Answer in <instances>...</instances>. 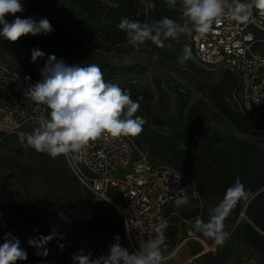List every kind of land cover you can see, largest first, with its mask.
<instances>
[{
    "label": "trees",
    "instance_id": "trees-1",
    "mask_svg": "<svg viewBox=\"0 0 264 264\" xmlns=\"http://www.w3.org/2000/svg\"><path fill=\"white\" fill-rule=\"evenodd\" d=\"M154 2L155 9L146 11L144 4L134 0H21L25 7L22 14L32 15L37 19L46 17L51 24L68 20L73 35L72 43L75 45H86L103 52L121 48L128 53H149L171 63L175 59L174 53L179 52L184 43L191 44L193 49L190 37L182 36L178 43L172 42L174 47L171 49L159 48L149 41L137 52L128 44L126 33L116 27L124 16L140 22L158 21L162 17H168L179 23L180 7H170L161 0ZM113 4L119 6L113 7ZM13 43L22 48L28 45L38 47L45 53L43 57L46 56L47 60L50 55H55L61 57L67 65L87 66L74 60L68 46L42 36H23ZM222 70L223 79L211 88L212 103L239 131L250 132L253 128L245 119L246 114H251L250 110L234 109L225 96L226 88L231 96L237 92L236 77L230 70ZM119 86L130 90L134 101L144 96V86L137 79ZM187 105L188 103L185 104ZM188 111L187 120L192 127L201 125L207 117L204 104L201 103L188 106ZM155 123L163 125L165 121L157 119ZM133 139L135 146L155 145L161 156L168 153L170 166L195 182L197 180L199 188L201 184L216 198H223L225 190L236 177L245 185L248 191L247 203L245 207H235L232 210L235 221L229 230L232 233L231 238L223 247L216 245L215 254L209 252L202 257L229 261L235 253L237 243H243L264 254L263 149L234 135H217L212 142L203 145L196 152L190 147L182 146L187 143L184 133H178L177 136L158 134L148 124H144L142 133ZM0 145H4L0 153V243H3L5 233H12L18 224L23 223L51 232L91 231L98 247L106 252H109V245L114 242V237L119 236L121 245L128 249L124 222L119 211L108 202L97 199L81 184L68 169L63 154L52 158L47 153H38L21 143L15 134L4 132H0ZM14 163L18 166L17 173L10 168ZM15 178L21 181L16 182ZM32 181L34 185L30 187ZM36 189L47 192L43 200L38 198ZM33 194L35 197L31 196ZM109 195L117 200L114 191H110ZM241 212L245 218L236 222ZM180 217L194 223L197 217L207 220L208 214L197 209ZM189 230L195 237L205 241V237L195 231L193 226ZM202 247L200 243V248L194 250L193 254H197ZM17 264L34 263L27 254V259L18 261Z\"/></svg>",
    "mask_w": 264,
    "mask_h": 264
},
{
    "label": "clouds",
    "instance_id": "clouds-1",
    "mask_svg": "<svg viewBox=\"0 0 264 264\" xmlns=\"http://www.w3.org/2000/svg\"><path fill=\"white\" fill-rule=\"evenodd\" d=\"M141 3L146 11L156 7L154 0H141ZM254 9L264 15V0H181V13L185 18L182 24L168 17L140 22L124 16L116 27L126 33L128 44L137 52L149 41L159 48L171 49L174 47L172 42L178 43L182 36L188 38L194 32L201 36L209 33L214 23H219L223 17L239 23L252 22ZM24 10L21 0H0V36L17 42L25 35H48L53 31L46 17L37 20L33 16L21 18L17 15ZM7 15L15 18L9 22ZM44 55L38 49L33 50L32 60ZM194 59L191 44L184 43L177 54V62L183 65ZM41 76L40 81L29 84L24 91L30 103L47 109L46 116L36 120L32 132L22 134L23 142L36 152L47 153L52 158L68 153L83 154L95 141L136 137L142 133L146 120L135 115L140 109L139 101L131 98L130 90L106 82L99 65H67L50 55L41 69ZM247 197L245 185L236 177L223 198L208 209L207 220L196 218L194 230L212 239L217 246H225L232 235L225 221ZM56 235L53 231L38 239L30 237L28 244L37 249V255L47 256L45 245ZM60 247L62 249L63 245ZM26 259L27 252L19 239L10 232L5 233L3 243H0V264H17ZM162 259L163 253L157 242L141 241L139 249L130 252L121 245L119 236L114 237L106 255L93 259L91 253L85 255L81 250L72 256L74 264H161Z\"/></svg>",
    "mask_w": 264,
    "mask_h": 264
},
{
    "label": "rangeland",
    "instance_id": "rangeland-1",
    "mask_svg": "<svg viewBox=\"0 0 264 264\" xmlns=\"http://www.w3.org/2000/svg\"><path fill=\"white\" fill-rule=\"evenodd\" d=\"M181 12V3L180 10ZM21 18H27L32 15L18 13ZM15 17L7 15L6 19L11 22ZM37 19V18H36ZM39 20V19H37ZM185 18L182 13L179 14L178 22L184 23ZM53 31L48 34H39L43 38L50 39L57 43H63L69 47L74 60L81 64L95 63L100 66L106 82L115 83L123 86L132 79L144 86V96L138 99L140 109L135 115L142 116L149 128L158 133L167 136H177L178 133H184L187 143L182 146L190 147L196 152L217 136H237L247 142L254 143L264 150V109L255 108L250 110L251 114H246L245 119L253 128L250 132L239 131L228 119L217 110L211 100V88L216 86L223 79V70L221 67H209L200 65L195 59L189 60L181 65L175 59L168 63L165 59L151 55L149 53H128L125 49L116 48L109 52L96 51L86 45H75L72 43L73 35L71 33V24L68 20H61L59 23L51 24ZM2 30V25H0ZM33 35H25L29 37ZM40 50L35 46L20 47L4 37L0 36V64L17 72L21 76L30 78L29 80L38 82L42 79L41 69L48 61L45 57L32 60V51ZM41 51V50H40ZM58 60L62 59L57 57ZM63 60V59H62ZM225 96L234 109L241 108L239 101L229 94L226 88ZM188 103L187 106L185 104ZM195 103L204 104L207 114L205 121L198 126H190L188 118V106ZM163 119V125H157L155 120ZM132 141L133 137H129ZM4 145H0V153ZM138 152L144 158L154 165L170 166L168 164L169 155L166 153L161 156L155 145H136ZM157 146V144H156ZM166 152V151H165ZM16 160L14 159V162ZM17 165L14 163L10 167L17 173ZM172 167V166H171ZM174 168V167H173ZM176 169V168H175ZM10 174V171H7ZM2 171L0 172V176ZM13 179H11L12 181ZM16 182L21 180L14 179ZM197 182V180H196ZM198 183V182H197ZM32 181L29 186L32 187ZM200 200L174 210L170 217V225L167 230L166 239L161 250L163 259L161 264H222L220 258L203 256L190 261L194 255L193 251L200 248V241L191 239L185 241L188 236V229L193 226V221L184 219L180 215L200 210L201 213L208 214V209L218 203L222 198H216L208 193L201 184ZM38 198L44 199L46 191L36 189ZM35 197V195H31ZM246 199L241 200L236 207H245ZM245 218L241 212L236 222ZM235 218L232 211L226 219L227 230L232 228ZM53 232L45 231L42 228L32 224H18L12 231V235L17 237L21 247L27 252L34 264H74L72 256L79 251L83 254H92L96 259L108 252L98 247L97 241L92 232L65 233L56 232L57 235L45 245L48 255H37V249L29 246L28 239L39 238L41 235H51ZM206 244H214L213 240L205 237ZM60 245H63L61 249ZM245 246V245H244ZM217 247V246H216ZM247 247V246H246ZM239 256L233 264H238L242 259L241 255L245 247L237 243ZM43 251V249H41Z\"/></svg>",
    "mask_w": 264,
    "mask_h": 264
},
{
    "label": "built area",
    "instance_id": "built-area-1",
    "mask_svg": "<svg viewBox=\"0 0 264 264\" xmlns=\"http://www.w3.org/2000/svg\"><path fill=\"white\" fill-rule=\"evenodd\" d=\"M161 1L170 7H180L181 3ZM190 41L199 63L225 68L235 75L238 90L233 96L242 109H264V15L259 10L254 9L249 23L223 17L209 33L201 36L194 32ZM35 83L0 64V132L15 134L21 143L22 134L32 132L36 120L47 114L45 106L37 107L24 95L26 87ZM63 157L83 186L119 211L130 252L147 240L161 247L174 210L201 197L192 178L171 166L152 164L140 155L129 137L101 139L83 154L68 153ZM110 191L116 193L117 200L110 197ZM191 239L199 240L203 246L198 255L215 254V243L208 245L189 230L185 241Z\"/></svg>",
    "mask_w": 264,
    "mask_h": 264
},
{
    "label": "crops",
    "instance_id": "crops-1",
    "mask_svg": "<svg viewBox=\"0 0 264 264\" xmlns=\"http://www.w3.org/2000/svg\"><path fill=\"white\" fill-rule=\"evenodd\" d=\"M240 246L245 247V249H243L244 252L241 255L242 260L238 264H264V254L256 251L255 249H253L250 246H247V245L244 246L243 243H240ZM215 250H216V248H214V251ZM238 251H239V249L235 248V253L231 257V259L229 261H226V262L223 261L221 263L222 264H233L235 262V260L237 259V257L239 256ZM192 257H194V259H198V258H201L202 255L201 254L200 255L194 254Z\"/></svg>",
    "mask_w": 264,
    "mask_h": 264
}]
</instances>
